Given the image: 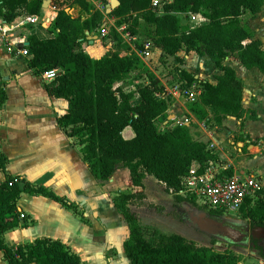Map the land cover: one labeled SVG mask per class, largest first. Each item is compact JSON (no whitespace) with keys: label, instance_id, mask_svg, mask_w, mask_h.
Segmentation results:
<instances>
[{"label":"trees","instance_id":"trees-1","mask_svg":"<svg viewBox=\"0 0 264 264\" xmlns=\"http://www.w3.org/2000/svg\"><path fill=\"white\" fill-rule=\"evenodd\" d=\"M44 1L0 0V17L5 24L18 25L24 16L41 15ZM118 1L119 7L107 16L115 18L118 27L127 25L130 34L145 37L139 48L136 43L137 50L142 51L143 44L148 43L176 62L184 61L178 56L181 51L187 55L195 52L207 56L221 72L213 84L185 70H176L182 91L194 82L202 89L196 102H190L184 95L186 107L197 121L212 123L220 130L228 117L245 118L243 83L227 61L234 58L244 69L257 68L264 74L262 42L241 22L245 13L259 14L264 0H160L158 8L152 7L153 0ZM52 2L57 15L46 30L47 36L35 33L28 37L25 48L31 58L27 65L37 74L55 70L50 93L68 102L58 124L81 146L83 160L94 179L108 181L118 169L126 168L135 187L144 188V179L151 176L168 193L177 192L182 177L190 170L201 174L209 160H217L208 144L193 138L190 126L157 127L156 120L166 116L175 99L137 53L121 56L109 52L94 59L84 52L86 32L100 30L104 18L101 12L94 11L89 0H74L89 14L84 20L73 18L66 11L65 0ZM191 14L199 15L204 22L195 27L183 24L179 17ZM139 69L147 76V85L128 93L121 86L115 87ZM136 96H139L137 102ZM0 100L3 102V98ZM250 119L257 120L256 113ZM128 127L134 132L131 139L123 136ZM5 164L6 159L0 155L3 171ZM224 173L232 175L228 169ZM22 194L43 196L70 209L77 208L45 186L4 172L0 181V250L8 264H83L81 257L58 239L37 238L15 247L4 243L3 235L20 223L17 202ZM143 199L142 192H124L113 199L115 208L128 224L130 234L124 251L130 264H239L231 246L218 251L213 246H199L179 234L154 233L145 238L143 225L130 209L135 200ZM175 199L177 203L208 210L212 218L224 217L222 212L209 210L192 199L177 196ZM238 217L251 228L264 229V191L254 203L247 201ZM216 243L213 239L212 244Z\"/></svg>","mask_w":264,"mask_h":264},{"label":"crops","instance_id":"crops-1","mask_svg":"<svg viewBox=\"0 0 264 264\" xmlns=\"http://www.w3.org/2000/svg\"><path fill=\"white\" fill-rule=\"evenodd\" d=\"M49 5H52L49 9L42 7V14L37 16L36 20L26 21L25 18L29 16H24L18 25L5 24L0 17V27H5L7 30L6 37L3 38L0 35V99L3 98V102L0 100V155L6 159L5 171L0 169V181L4 179V172L13 177H20L32 184L49 188L57 196L66 197L77 208L74 210L70 209L43 196L22 194L18 199L17 209L23 217H21L18 227L3 235V241L9 247L29 243L43 237L58 239L63 242L62 239L69 234L68 230L70 227L67 226V222H72L77 217L81 223L97 225L99 227L100 241L102 240V246L96 248L90 245V240L80 238L79 231L77 232L76 228L73 229L71 236L75 237L73 243L68 242L70 245L65 244L81 257L83 264H86V259H89L91 264H130L124 251V243L128 240L130 234L128 224L113 203L116 195L124 193L119 189L115 190V186L122 179L131 182L128 169H118L108 181L94 179L87 163L83 160L80 152L81 146L69 136L67 130L58 124V119L68 109V102L65 99L55 98L51 95L50 80H46L43 73L37 74L29 69L27 61L31 58L30 56H15L7 51L8 43L19 49L22 46H26L28 37L32 34L37 33L40 37L47 36L46 30L57 15V9L53 6L52 0H50ZM66 11L73 18H76L72 15L70 9L66 8ZM19 12L24 14L21 9ZM108 21L103 23L101 29L105 27L109 33V30L115 24L113 18L109 17ZM108 35L102 36L101 33L96 35L94 32H86V38L82 43L84 52L94 59H100L107 53L114 52V45ZM138 38L142 40L141 37ZM153 52L154 57L162 54L157 48ZM193 53L195 52H191V55H187L184 51L178 53V56L183 58L184 61L177 62V68L194 74L195 78L199 80L215 84V76L221 73L218 72L207 56H198ZM196 59L204 63L207 60L206 64L208 65L212 63L211 70L203 74L198 73L197 69H193V66L196 65ZM190 61H192V66H189ZM229 61L230 59L227 64L236 71L238 77H241L239 72L245 73L239 70L241 64L237 60V63H230ZM147 65L150 68L148 63ZM150 70L159 78L166 90L171 92L172 87L164 83L155 70L151 68ZM131 74L125 81L116 84L115 87L121 86L128 93L135 92L148 84V78L145 74H140L136 77L131 76ZM176 78L177 83H181L179 77L176 76ZM132 81L137 85L136 87H133ZM242 83L243 108L246 112L256 109L254 111L257 120H252L245 116L241 123L235 118L228 117L223 121L221 129L218 130L212 123L197 121L188 111L186 99L181 97L175 99L165 117L156 120V125L160 123L170 128L174 124V122H171L172 119H183L185 116H189L191 118V135L194 139L209 145V148L217 155L216 162L220 166L231 171L232 175L255 174L264 184V169H260L254 164L252 168L245 170L246 165L241 166V163L246 158L236 161L231 157L233 155L231 150L234 149L231 140L235 135L230 121H228L230 119H233L235 124L239 126V131L242 128L241 124L246 126V133L239 134L241 135L242 143L237 144L239 147L238 151H241L240 146H246L248 150L255 148L264 151L263 147H254L253 144L262 137V133L253 135L252 129L255 124H264V115L258 102V95H260L263 85L259 86L256 84L255 88L247 96L244 81ZM130 86L133 88L129 89ZM137 101L139 99L135 100V102ZM123 136L126 139L134 137L131 127L124 130ZM261 156L264 157V152L252 158L258 159ZM147 179L148 176L143 181L145 189L135 187L132 183L131 185L128 184V193L137 194L142 192L147 195ZM104 188L107 191L109 188L115 191L111 199L106 200L102 197L101 194ZM102 202L109 204V206L105 207V210H103L104 205ZM93 204L98 209L97 216L93 214V217H95L94 222L86 223L87 220L82 217L84 216L83 207L87 208L88 205L93 206ZM130 209L137 216L139 223L144 226L142 215L140 214L142 208L130 205ZM108 211H111L117 222L121 223L120 230H115L106 221V217H103ZM74 225L76 226V224ZM80 239H83L84 242ZM81 242L83 244L80 245ZM0 264H8L4 252L1 250Z\"/></svg>","mask_w":264,"mask_h":264},{"label":"rangeland","instance_id":"rangeland-1","mask_svg":"<svg viewBox=\"0 0 264 264\" xmlns=\"http://www.w3.org/2000/svg\"><path fill=\"white\" fill-rule=\"evenodd\" d=\"M94 7V11H99L103 14V23L109 22V17L106 14V8L107 5L110 3V0H107V4H102L101 2H94L92 0H89ZM66 2V8L70 9L72 12V15L74 17L79 19H84L89 17V14L82 10L80 6L76 3H74V0H65ZM52 5H47L44 7V9H49ZM181 22L183 24H188L190 27H195L201 23L204 22V19L197 15H187V16H180L179 17ZM114 19V26L111 27L109 30L108 38L112 40V43L114 45V52L118 53L119 55H127L131 54L133 51L131 50V47L127 44V42L123 39V37L120 35L119 31L117 30L119 27L117 26L116 22L117 20ZM241 22L250 28V30L254 34V38L257 40H260L262 42V46L264 49V5L261 9V12L257 15H251L249 13H245L241 17ZM101 29H97L94 31L96 35L100 33ZM117 36H116V35ZM144 37V36H143ZM145 37L142 40H139L137 42V46H141L142 42H144ZM143 50V47H142ZM195 55L201 56L197 53H193ZM191 55V54H189ZM196 56V57H198ZM196 65H194L193 69H197L198 73H207L211 70L212 63L210 65L206 64L208 61L205 60L206 63L202 62L201 60L196 59L195 60ZM230 63H237V61L234 58H230ZM177 62L174 60L173 57H166L165 55H156L152 59L148 61V64L152 70H155V72L159 75L161 80L166 83L169 87H172L177 83V78L175 75L177 68ZM192 66V61L189 62ZM184 65V64H183ZM149 68V67H147ZM149 68V69H150ZM239 70L244 71L247 74H243L241 72L240 79L244 81L246 86V94L249 96L250 91L255 88V85L258 84L259 86L263 85V88L260 90L259 97V107L261 109L262 114L264 115V74L261 73L257 68H253V70H246L241 65L239 66ZM153 72V71H151ZM219 72V71H218ZM154 73V72H153ZM221 73V72H220ZM144 74V71L139 69L135 70L131 76L136 77L137 75ZM262 76H261V75ZM178 77V76H177ZM215 79V78H214ZM175 83V84H174ZM133 87H136L137 85L134 84V81H132ZM124 86V85H123ZM132 86L129 87V89L133 88ZM128 89V87H126ZM259 94V93H258ZM184 102V101H183ZM256 109L249 110L246 113V118H251L254 114ZM185 112V111H184ZM234 118V117H233ZM226 120V119H225ZM244 120V119H243ZM243 120H237L243 122ZM230 121V124L233 128V132L235 137L232 138V146L234 147L232 151V158H234L236 161L239 159H245V161H242L241 166H245L247 169L252 168V166L255 164L260 169H264V157L261 156L258 159H253L257 154H261L264 151L263 150H257L255 148L247 149L246 146L241 147V151H238V143H242V140L240 136L243 133H246L245 125H242V128L239 131V126L235 124L233 119L228 120ZM264 123V121H263ZM157 127L159 129L163 128V125L160 123H157ZM253 135H260L262 133V137L254 143V147L259 146V148H264V124H255L253 127ZM237 132V133H235ZM241 134V135H239ZM244 170V171H245ZM129 185H131V182L129 180L122 179L115 187L116 189H119L122 192H129ZM105 186V185H104ZM146 188H147V195H145V199L141 200H135L132 205L135 207H141L142 210L140 211V214L142 215V221L144 222L143 226V235L145 238H150L155 233H161L165 235H172V234H179L183 236L184 238L194 242L195 244L199 246H213L215 250L222 251L223 248H226L227 246L219 245V244H212L213 238H209L206 234L197 231L192 226L186 224L184 222V216L185 212L182 209V204L177 203L175 197L168 193L163 184L159 183L157 180H155L153 177L148 176V179L146 180ZM145 189V188H143ZM103 193L101 194L102 197H104L106 200L111 199L112 195L115 191L109 190L107 191L105 188L103 189ZM98 197V196H97ZM103 203V210H105L106 206H109L106 202ZM89 207V209H88ZM84 216L87 221L86 223H93L95 220V217H93V214L97 216V207L93 204V206H87V208L84 206ZM194 208V207H193ZM208 212V210H203ZM82 215V214H81ZM103 217H106V221L111 224V226L115 230H120V222H117L114 217V214L111 211H108L106 215ZM98 218V217H97ZM78 223H77V222ZM235 221L244 223L245 222L241 219H237ZM76 224V226L74 225ZM84 227H82V226ZM67 226L70 227L69 234L64 237L63 242L70 245L69 243H73V240L75 237H71L73 233V229L76 228L77 232L80 234V238H86L90 240V245L95 246L96 248H99L102 246V243L100 241V234H99V227L95 224L93 225H86L83 222L79 220V218H75L72 220V222H67ZM264 238L260 239L259 245H253L252 243H249L248 245H242V246H231V250L235 252L239 259V264H264ZM82 242H84L83 239H80ZM216 240V239H215ZM69 242V243H68ZM80 243L83 244V243ZM91 261L89 259H86V264H91Z\"/></svg>","mask_w":264,"mask_h":264},{"label":"built area","instance_id":"built-area-1","mask_svg":"<svg viewBox=\"0 0 264 264\" xmlns=\"http://www.w3.org/2000/svg\"><path fill=\"white\" fill-rule=\"evenodd\" d=\"M160 4V0L152 1L153 8H158ZM36 19L37 16L25 18L26 21H34ZM117 30L131 47L132 51L137 53L139 58L148 67L147 63L154 57L153 51L156 48L148 43H144V49L142 51L137 50L136 43L139 42V38L127 31V25H121ZM100 33L102 36L109 34L105 27L101 29ZM6 34V28L0 27V35L4 38ZM7 51L9 54L15 56H29L25 46L18 49L13 44L8 43ZM55 77V70L44 73V78L46 80L51 81ZM171 90V92L166 91L172 95L174 99L184 97L185 95V98L190 102H196L202 91L197 82H194L186 91H182L181 83H176ZM138 99L139 96H136L134 101ZM171 122H174L171 127L176 125L190 126L191 118L185 116L183 119H172ZM163 128L169 127L163 126ZM225 170L226 169L220 166L215 160H209L204 167L203 173L200 174L196 170H190L187 175L182 177L180 190L177 192L171 191L170 194L174 197L192 199L198 205L204 206L209 210L222 212L223 216L226 218H238L241 208L247 201L254 203L255 200L260 197V194L264 191V184L255 174H233L228 176L224 173Z\"/></svg>","mask_w":264,"mask_h":264},{"label":"water","instance_id":"water-1","mask_svg":"<svg viewBox=\"0 0 264 264\" xmlns=\"http://www.w3.org/2000/svg\"><path fill=\"white\" fill-rule=\"evenodd\" d=\"M50 4V0L43 2V8ZM120 2L118 0H110L107 5L106 14H110L113 10L119 7ZM25 45H28L26 43ZM233 118V117H232ZM185 216L184 222L197 231L202 232L217 240L216 244L219 245H239L247 238V233L242 232L238 229L242 223L238 221H233L230 219H216L212 218L208 212L200 210L198 208H192L190 204L184 205ZM264 232V229H260ZM223 243V244H222Z\"/></svg>","mask_w":264,"mask_h":264},{"label":"flooded vegetation","instance_id":"flooded-vegetation-1","mask_svg":"<svg viewBox=\"0 0 264 264\" xmlns=\"http://www.w3.org/2000/svg\"><path fill=\"white\" fill-rule=\"evenodd\" d=\"M185 204L186 203H182V209L184 212H185V210H184ZM192 208H193V206H192ZM225 218L226 217H221V218H217V219H225ZM226 219H230V218H226ZM237 219L239 220L240 218L238 217V218L230 219V220L235 221ZM238 229H240L242 232H246L247 238L242 242V244H239L237 246L248 245L249 243H252L253 245H259V243L261 242L260 239H262V237L264 238V232H262L259 228H251L246 222H245V224L242 223L240 226H238ZM228 246H235V245H228Z\"/></svg>","mask_w":264,"mask_h":264}]
</instances>
